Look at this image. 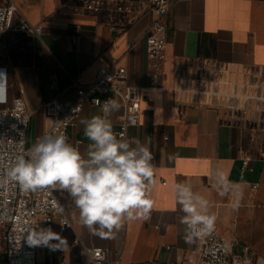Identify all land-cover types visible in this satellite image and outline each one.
Here are the masks:
<instances>
[{
	"label": "crops",
	"instance_id": "crops-1",
	"mask_svg": "<svg viewBox=\"0 0 264 264\" xmlns=\"http://www.w3.org/2000/svg\"><path fill=\"white\" fill-rule=\"evenodd\" d=\"M71 1L0 0V6L12 4L17 17L41 26L39 35L8 31L0 36V72L6 76L0 108L14 98L23 100L30 113L26 137L30 145L51 123L43 110L46 101L54 98L59 113L65 112L75 100L77 85L91 83L99 67L118 60L128 84L145 88L139 123L127 129V139H138L153 153L154 208L149 220L126 221L114 238H100L81 225L69 194L51 188L71 228L61 232L55 220L52 230L67 244L57 249L44 245L37 263L85 264L81 247L74 243L78 238L84 246L103 248L108 260L119 258L125 264H196L199 246L196 240L185 242L184 213L172 190L174 182H187L210 201L219 233L232 250L248 247L252 264H264V0H172L169 44L161 80L153 89L146 88L142 38L151 16L121 32L110 27L117 18L109 22L100 16L72 14L66 6ZM203 63L235 78L234 84L216 83L223 96L236 94L231 108L203 105V99L193 95L207 73ZM99 114V108L84 104L67 129L68 142L84 155L90 141L81 120ZM122 114L121 106L110 117L114 129ZM244 157L251 159L252 171L241 170ZM218 169L239 185L238 207H233L235 196L217 194ZM0 264H6L3 242Z\"/></svg>",
	"mask_w": 264,
	"mask_h": 264
},
{
	"label": "built area",
	"instance_id": "built-area-1",
	"mask_svg": "<svg viewBox=\"0 0 264 264\" xmlns=\"http://www.w3.org/2000/svg\"><path fill=\"white\" fill-rule=\"evenodd\" d=\"M172 3V0H72L66 6L72 14L78 16L90 14L109 22L117 18L118 22L112 23L110 27L121 32L143 16L150 15L151 21L142 38L148 75L146 88L153 89L158 87L161 80L165 52L169 44L167 22ZM16 13L12 4L0 6V36L8 31L40 34L39 24L31 25L24 18L17 17ZM211 71L222 73L221 69ZM50 83L53 88L57 87L55 80ZM214 83L217 82L211 78L210 73L200 77L199 86L193 91V95L196 99L200 96L203 99L200 103L203 105L212 104L210 97L217 93L210 91ZM142 89L145 88L130 86L125 69L118 60H113L108 66H101L96 70L91 83L76 86L75 100L65 112L59 113L54 98L43 104L45 116L51 120L44 133L66 136L67 129L74 124L84 104L99 108L94 103L95 100L102 102L113 98L123 108L118 128L113 130L118 136L124 133L127 138V129L136 127L139 123L140 102L144 99ZM229 97L232 102L237 99L236 94ZM178 117L183 118V111L178 112ZM29 121L30 113L19 97L14 98L8 107L0 108V181L15 157L26 152L39 138L27 145ZM241 170L252 171L249 157L242 158ZM58 206L60 205L51 188L26 192L15 182L0 183V243L5 244L6 264H38L37 254L44 245H31L28 242V236L38 227L52 229L57 220L61 232L71 228L65 210L62 208L61 211V206ZM196 242L199 246L196 264H252L249 248L243 246L234 252L232 246L219 233L217 225L209 236L196 239ZM74 243L81 247L85 264H125L119 258L108 260L101 247L84 246L78 238L74 239Z\"/></svg>",
	"mask_w": 264,
	"mask_h": 264
},
{
	"label": "clouds",
	"instance_id": "clouds-1",
	"mask_svg": "<svg viewBox=\"0 0 264 264\" xmlns=\"http://www.w3.org/2000/svg\"><path fill=\"white\" fill-rule=\"evenodd\" d=\"M5 78L0 72V101L5 98ZM94 103L101 114L81 120L84 135L90 141L86 155L69 143L66 136L46 132L26 152L15 157L0 183L15 182L26 192L44 188L65 190L79 210L82 226L94 236L114 238L126 221H147L151 217L154 156L138 139L130 142L124 133L118 136L114 132L110 117L121 108L116 99ZM214 180L217 194L235 196L233 207H238L242 195L239 185L230 181L222 169L216 171ZM172 190L184 213L181 223L186 226L185 242L191 244L209 236L217 220L210 211V201L187 182H174ZM60 210L63 211L62 207ZM28 242L53 249L67 244L51 228L39 227L28 236Z\"/></svg>",
	"mask_w": 264,
	"mask_h": 264
},
{
	"label": "rangeland",
	"instance_id": "rangeland-1",
	"mask_svg": "<svg viewBox=\"0 0 264 264\" xmlns=\"http://www.w3.org/2000/svg\"><path fill=\"white\" fill-rule=\"evenodd\" d=\"M203 67L207 69V73L204 75H208V73H210L211 78L215 81H221V82H228L230 84H234V80L235 78H231V73H229L228 75L225 74H219L218 72H212L210 69L214 70H220L219 67L215 68L213 66H211L210 63H203ZM206 65V66H205ZM225 71V70H223ZM227 76V77H226ZM229 87V86H228ZM210 91H213L214 93H216L215 95H213L212 97H210V99H212V105L214 106H220V107H232V99L229 96L226 95H222L221 93L218 92V88H217V84L214 83L211 85L210 87Z\"/></svg>",
	"mask_w": 264,
	"mask_h": 264
}]
</instances>
